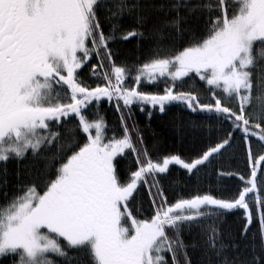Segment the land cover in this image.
I'll list each match as a JSON object with an SVG mask.
<instances>
[{"label": "snow or ice", "instance_id": "6c2138e0", "mask_svg": "<svg viewBox=\"0 0 264 264\" xmlns=\"http://www.w3.org/2000/svg\"><path fill=\"white\" fill-rule=\"evenodd\" d=\"M132 41L128 64L116 46ZM105 100L112 135L90 111ZM149 105L205 113L223 134L187 159L149 147L129 123ZM237 135L245 172L218 173L234 188L164 186L171 166L191 179ZM0 201V264H264V0H0Z\"/></svg>", "mask_w": 264, "mask_h": 264}, {"label": "trees", "instance_id": "16d2710c", "mask_svg": "<svg viewBox=\"0 0 264 264\" xmlns=\"http://www.w3.org/2000/svg\"><path fill=\"white\" fill-rule=\"evenodd\" d=\"M135 45L136 41H132L116 46L121 61L131 64L136 60L139 53L136 51ZM79 71L81 73L80 79L86 84L95 86L98 83L87 64ZM185 79L187 80V78ZM201 84L202 82H199L197 78L195 81L187 80V83L182 87L183 90H188L194 86L196 89L201 90ZM163 88L164 84L161 82L158 87L147 85L144 87V90L148 92H162ZM201 95L205 96L203 90H201ZM147 108L153 113L151 118L148 117L146 112H141L137 107L133 108L134 115L129 123L135 122L149 147L156 144L167 152L180 155L182 158L187 159L189 156L194 155V152L203 143H206L209 137L223 134L220 131L222 126L215 120L206 119L207 114L205 113H190L182 107L177 106H169L165 113H160L158 108L152 109L150 105ZM90 111L93 113L98 112L104 118L109 129L106 135H112V130H116L117 132L120 130V114L116 112L113 104L105 100L98 106L92 107ZM223 127L227 128V125L225 124ZM15 167L16 165L14 163H10L9 171H14ZM237 170L241 173L245 172V148L238 135L233 147L223 157L214 161L212 165L207 168H202L197 176L189 179L185 170L179 166H171L172 176L163 183L167 188L169 187V181H172V187L181 191L196 185L198 177L199 186L205 190L210 187L216 189L234 188L238 184L237 179L228 176L219 179L218 173L220 171ZM169 191L171 193V189ZM220 194L218 191L217 195ZM2 202L0 201V203ZM149 206L150 199L147 190L144 189L140 191L135 201L129 207L133 216L137 219H144L150 215ZM225 219L226 222L223 224L225 233L235 232L240 226V221L243 219L242 210L234 215L229 214Z\"/></svg>", "mask_w": 264, "mask_h": 264}, {"label": "rangeland", "instance_id": "374dc122", "mask_svg": "<svg viewBox=\"0 0 264 264\" xmlns=\"http://www.w3.org/2000/svg\"><path fill=\"white\" fill-rule=\"evenodd\" d=\"M194 87V86H193ZM193 87H190V88H193ZM188 88V87H187ZM195 88V87H194ZM159 111V110H158Z\"/></svg>", "mask_w": 264, "mask_h": 264}]
</instances>
